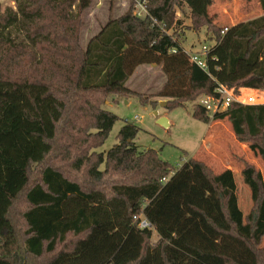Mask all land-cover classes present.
<instances>
[{"label":"trees","instance_id":"trees-1","mask_svg":"<svg viewBox=\"0 0 264 264\" xmlns=\"http://www.w3.org/2000/svg\"><path fill=\"white\" fill-rule=\"evenodd\" d=\"M11 1L14 9L0 6V264H264V177L254 163L239 159L251 196L244 213L232 169L215 172L193 157L174 169L158 151L137 147L132 122L106 152L96 150L118 120L106 95L144 105L126 86L139 65L161 66L165 81L153 96L166 98V109L218 83L264 89V0L260 15L228 25L217 23L214 0H143L144 18L131 4L85 47L81 15L92 0ZM178 1L214 33L208 73L171 26ZM191 111L205 123L227 120L264 165V104ZM65 115L76 150L69 161L83 182L45 164ZM35 164L43 167L31 179ZM142 219L149 226L139 227Z\"/></svg>","mask_w":264,"mask_h":264},{"label":"rangeland","instance_id":"rangeland-1","mask_svg":"<svg viewBox=\"0 0 264 264\" xmlns=\"http://www.w3.org/2000/svg\"><path fill=\"white\" fill-rule=\"evenodd\" d=\"M139 0H92L81 17L83 26L80 32V42L85 47L87 40L95 35L109 18H116L125 12L129 5L136 4ZM133 9L135 10V6ZM2 8H15L11 0H0ZM2 10V9H1ZM174 10V20L171 26L176 30V37L182 42L188 51H197L202 45L213 44V31L207 26H196L190 17V11L183 1H178ZM211 11L219 25L235 24L240 21L256 17L261 14L258 0H214ZM21 37V34L18 35ZM144 68L139 67L130 77V85L138 94L142 95L144 105L136 96H130L129 104L119 101L116 94H108L105 97L104 107L118 116L107 139L96 150L106 152L117 143V132L126 122H132L140 128L134 142L140 150L154 149L158 151L161 159L167 161L174 169L183 162L193 157L204 161L215 172L224 168L232 169L235 176L236 195L241 210L247 213L251 206V196L248 186L244 183L239 173L241 168L240 158L254 163L264 177V165L260 158L254 156L247 144L238 142L231 132L227 120H218L205 123L192 116V109L198 104L199 98L184 102L183 106L166 109L160 106V101L166 98H157L153 94L161 88L165 81V75L160 71L153 72L151 76L143 73ZM162 84V85H161ZM235 96L241 104H264V89H251L242 86L232 87ZM116 97V98H115ZM252 98L254 100H252ZM118 102V103H116ZM150 102L154 103L152 106ZM157 111V115L154 114ZM167 117L168 126L157 123L159 117ZM137 117V119H136ZM210 126V128H209ZM66 115L57 126L56 138L53 141L54 151L45 160V164H51L59 168L70 178L85 179V172H75L71 168V157L76 155L73 144L66 138ZM42 165H33L31 179H38ZM238 174V175H237ZM18 204L12 213L16 212ZM158 236L152 231L150 244L156 243ZM264 244V240H263ZM42 260H39L40 263Z\"/></svg>","mask_w":264,"mask_h":264},{"label":"built area","instance_id":"built-area-1","mask_svg":"<svg viewBox=\"0 0 264 264\" xmlns=\"http://www.w3.org/2000/svg\"><path fill=\"white\" fill-rule=\"evenodd\" d=\"M147 9L145 7V1L139 0L135 4L134 14L138 17L144 18L147 15ZM223 32V31H222ZM209 46L202 45L197 51H188L190 61L200 67L202 70L208 73L207 54ZM252 100H254L252 98ZM232 101L241 102L236 98L235 92L232 87H228L224 84L218 83L214 88L212 94H203L199 100L198 105L205 109L208 115H212L215 112L225 110L229 103ZM137 119V117H136ZM149 223L142 219L139 222V227H147Z\"/></svg>","mask_w":264,"mask_h":264},{"label":"crops","instance_id":"crops-1","mask_svg":"<svg viewBox=\"0 0 264 264\" xmlns=\"http://www.w3.org/2000/svg\"><path fill=\"white\" fill-rule=\"evenodd\" d=\"M139 67H142V68H144V70L142 71L143 73H146L147 75H149V76H151L152 75V73L153 72H155V73H157L158 71L157 70H159L160 71V73L159 74H161V76H162V74H163V72H162V70H161V66L160 65H156V64H143V65H139V66H137L136 68H135V70L133 71V73L139 68ZM132 73V74H133ZM132 74L129 76V78L127 79V81H126V86L127 87H129L130 89H132V90H134L135 88H133L131 85H130V77L132 76ZM162 85V84H161ZM116 98V97H115ZM119 101H124L126 104H129V102L130 101H128V99L126 100V98H124V97H121V98H119V100H118V102ZM118 102H116V103H118ZM166 102V101H165ZM166 117V116H165ZM167 118V117H166ZM167 121H168V123H169V120H168V118H167Z\"/></svg>","mask_w":264,"mask_h":264},{"label":"water","instance_id":"water-1","mask_svg":"<svg viewBox=\"0 0 264 264\" xmlns=\"http://www.w3.org/2000/svg\"><path fill=\"white\" fill-rule=\"evenodd\" d=\"M165 104H166L165 101H160V106H163L164 107ZM154 114L157 115V111H154ZM157 123H159L160 125H162L164 127L168 126L167 118L166 117H163V116H161V117H159L157 119Z\"/></svg>","mask_w":264,"mask_h":264}]
</instances>
